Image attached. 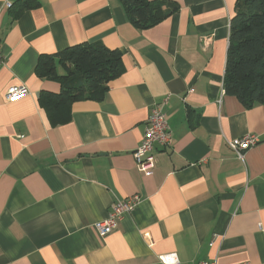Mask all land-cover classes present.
Here are the masks:
<instances>
[{
    "label": "crops",
    "instance_id": "crops-1",
    "mask_svg": "<svg viewBox=\"0 0 264 264\" xmlns=\"http://www.w3.org/2000/svg\"><path fill=\"white\" fill-rule=\"evenodd\" d=\"M25 1L0 0V264H264V103L223 88L236 0H171L179 11L144 28L120 0ZM82 42L117 49L122 73L49 114L39 95L61 83L35 67ZM15 85L27 94L7 101ZM155 105L172 139L148 176L133 151ZM246 134L260 142L241 161L226 140ZM133 194L99 236L94 224Z\"/></svg>",
    "mask_w": 264,
    "mask_h": 264
},
{
    "label": "trees",
    "instance_id": "trees-1",
    "mask_svg": "<svg viewBox=\"0 0 264 264\" xmlns=\"http://www.w3.org/2000/svg\"><path fill=\"white\" fill-rule=\"evenodd\" d=\"M127 19L136 27L151 26L179 11L171 0H120ZM34 5L26 0L25 8ZM223 88L245 106L264 103V0H236L229 23ZM59 63L64 73H56ZM35 72L58 78V92L40 93L39 102L49 114L85 98H99L122 73V56L103 42H82L39 59Z\"/></svg>",
    "mask_w": 264,
    "mask_h": 264
},
{
    "label": "built area",
    "instance_id": "built-area-1",
    "mask_svg": "<svg viewBox=\"0 0 264 264\" xmlns=\"http://www.w3.org/2000/svg\"><path fill=\"white\" fill-rule=\"evenodd\" d=\"M2 62L3 56L0 50V66L2 65ZM26 94L27 89L24 85L11 86L6 91V100H17ZM171 139V129L162 107L159 105L153 106L146 122L142 142L133 151V156L138 169L145 175L150 176L152 174V169L157 162L155 148L157 146H170ZM259 142L260 139L255 134H246L241 137L226 140L228 148L232 150L236 157L241 161L244 160L245 151L254 147ZM138 202L139 196L137 194L130 195L123 200L114 201L110 206L106 217L94 224V228L98 235L105 236L110 233L118 221H120L126 214L133 211ZM158 261L160 264H179L175 253L160 254L158 255ZM201 264L207 263L204 262ZM233 264L251 263L248 261H242Z\"/></svg>",
    "mask_w": 264,
    "mask_h": 264
}]
</instances>
